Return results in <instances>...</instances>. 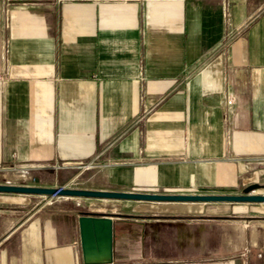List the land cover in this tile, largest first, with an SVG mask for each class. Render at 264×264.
<instances>
[{
    "label": "crops",
    "instance_id": "1",
    "mask_svg": "<svg viewBox=\"0 0 264 264\" xmlns=\"http://www.w3.org/2000/svg\"><path fill=\"white\" fill-rule=\"evenodd\" d=\"M263 159L264 0H0V184L264 194ZM46 201L0 194V264H84L95 214L109 264H264V204Z\"/></svg>",
    "mask_w": 264,
    "mask_h": 264
},
{
    "label": "water",
    "instance_id": "2",
    "mask_svg": "<svg viewBox=\"0 0 264 264\" xmlns=\"http://www.w3.org/2000/svg\"><path fill=\"white\" fill-rule=\"evenodd\" d=\"M21 1V0H10ZM26 1V0H22ZM258 185H250L239 195H184L147 194L136 192L103 191L68 187L47 188L0 184V194L65 197L147 203H247L264 204L263 194H254ZM80 216L79 229L84 264H109L112 262V215Z\"/></svg>",
    "mask_w": 264,
    "mask_h": 264
},
{
    "label": "built area",
    "instance_id": "3",
    "mask_svg": "<svg viewBox=\"0 0 264 264\" xmlns=\"http://www.w3.org/2000/svg\"><path fill=\"white\" fill-rule=\"evenodd\" d=\"M225 106L227 110H230V108L233 106V100L231 98H226ZM262 162H264V159L262 160Z\"/></svg>",
    "mask_w": 264,
    "mask_h": 264
},
{
    "label": "rangeland",
    "instance_id": "4",
    "mask_svg": "<svg viewBox=\"0 0 264 264\" xmlns=\"http://www.w3.org/2000/svg\"><path fill=\"white\" fill-rule=\"evenodd\" d=\"M56 197H47V201L46 202H48V201H50V200H54Z\"/></svg>",
    "mask_w": 264,
    "mask_h": 264
}]
</instances>
